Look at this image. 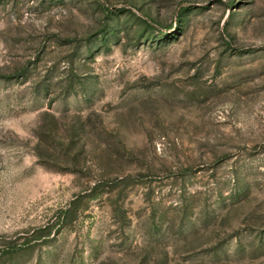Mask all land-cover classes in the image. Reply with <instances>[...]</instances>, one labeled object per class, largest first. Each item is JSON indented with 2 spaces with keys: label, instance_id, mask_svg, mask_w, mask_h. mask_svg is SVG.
<instances>
[{
  "label": "rangeland",
  "instance_id": "1",
  "mask_svg": "<svg viewBox=\"0 0 264 264\" xmlns=\"http://www.w3.org/2000/svg\"><path fill=\"white\" fill-rule=\"evenodd\" d=\"M0 264H264V0H0Z\"/></svg>",
  "mask_w": 264,
  "mask_h": 264
},
{
  "label": "trees",
  "instance_id": "2",
  "mask_svg": "<svg viewBox=\"0 0 264 264\" xmlns=\"http://www.w3.org/2000/svg\"><path fill=\"white\" fill-rule=\"evenodd\" d=\"M76 199L77 198H74L70 203L71 204L74 203L76 201ZM63 213L65 214V215L63 214V217L66 218V215H67L68 211H64Z\"/></svg>",
  "mask_w": 264,
  "mask_h": 264
}]
</instances>
